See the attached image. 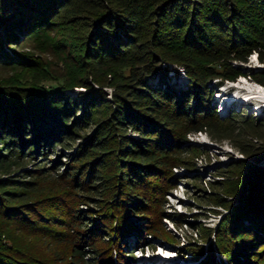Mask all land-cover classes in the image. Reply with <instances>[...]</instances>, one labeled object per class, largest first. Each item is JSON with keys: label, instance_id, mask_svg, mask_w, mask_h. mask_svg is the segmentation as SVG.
I'll return each mask as SVG.
<instances>
[{"label": "trees", "instance_id": "16d2710c", "mask_svg": "<svg viewBox=\"0 0 264 264\" xmlns=\"http://www.w3.org/2000/svg\"><path fill=\"white\" fill-rule=\"evenodd\" d=\"M62 20L86 26L78 62L87 69L52 87L40 81L51 73L14 46ZM255 52L264 63V0H0V65L15 69L0 77V174L46 159L0 176V264H135L136 251L155 248L152 238L173 239L161 231L165 218L184 222L165 206L173 169L189 152L184 138L222 120L212 80L254 75L264 85V68L232 63ZM173 66L185 68L186 88L167 84ZM71 86L86 90L74 96ZM243 128L264 133V116ZM57 147L69 150L68 162L55 159ZM243 148L246 157L216 185L214 203L228 215L215 230L194 226L202 242L215 234L220 264H264V245L255 247L264 244V141ZM49 165L61 188L33 197L34 178ZM211 242L207 252L203 243L186 249L200 264H219Z\"/></svg>", "mask_w": 264, "mask_h": 264}, {"label": "rangeland", "instance_id": "374dc122", "mask_svg": "<svg viewBox=\"0 0 264 264\" xmlns=\"http://www.w3.org/2000/svg\"><path fill=\"white\" fill-rule=\"evenodd\" d=\"M85 27L83 23L77 25L71 24L69 20H62L60 23L55 24L52 30L41 36L21 40V46H14V48L22 53L32 55L37 63H40L41 67H45L47 72L51 73L48 79L42 78L40 80L41 83L57 87L69 76L85 75L82 73L84 70H81L86 65L83 67L79 65V49L81 48L82 37L86 31ZM232 63L237 68L243 67L242 71L244 72L264 68V63L260 61L257 52L252 53L247 62L233 61ZM14 70L12 66L0 65V77H8L14 74ZM41 71L39 69L38 73ZM86 76H89V74ZM168 76L167 84L183 89L187 87L189 78L184 67L173 66ZM89 80L92 81L91 76H89ZM153 82L156 83L157 78ZM92 83H94L95 87H100L98 83L94 81ZM212 84L217 92L211 102L213 106H216L222 120L202 131L190 132L186 135L184 146L189 152L179 156V163L173 169L178 177L175 181L177 184L167 195L166 210L171 213H183L184 222L179 227L171 219L165 218L161 232L164 234L163 229H167L168 235L173 239L166 237L152 238L155 248L145 246L144 250L136 251L135 264H200V259L191 260L194 256L187 251L186 247L187 245L197 247L203 243L204 250L207 252L211 241L218 263H221L220 259L226 260L218 251L215 243V234H212L208 241L202 242L200 241L202 239L199 229H195L194 226L204 223L215 230L229 213L228 208L217 206L214 203V198L216 195L221 194L222 191L216 185L219 181L228 179V176L232 174L230 166L233 162L246 157V153L243 152L245 145L259 148L264 141L262 140L263 137L259 138L257 136L258 134L264 135L263 130L243 128L246 118L264 116V85L254 75H241L235 80H225L222 84H218L217 79H214ZM104 88L110 96L111 89L108 87ZM85 90V87L71 86L66 89V92L77 96L80 91ZM229 116H231L232 122L227 121L226 117ZM92 130L87 131L88 135L91 134ZM57 149L58 152L55 159L62 161V163L68 162V157L65 155L68 154L67 151L69 150L61 149L60 147H57ZM36 158L35 160L25 159L15 164H9L7 165V171L1 173L0 176L15 174V177H18V175L24 173L25 169L40 166L46 161L45 157L41 158L39 156L41 160L38 157ZM261 163L264 165V160ZM51 166L49 165L43 175L41 174L34 178L36 184L32 190V193H34L33 197L61 188L62 182L54 172L56 169L51 168ZM231 198L229 196L227 199L231 200V203H238ZM262 234L264 235V232ZM33 237L35 238L36 236ZM36 238L37 246L40 244L51 250L56 247L55 243L48 244L49 238H43L42 240L39 236ZM125 240L130 243L134 238L132 235H126ZM262 245L264 244L256 243L255 247L260 248ZM182 252H185L187 257L181 255ZM245 256V254L242 255L240 257L241 260H245ZM263 256L264 252L261 257ZM249 257L251 256L249 255ZM256 264H259V262Z\"/></svg>", "mask_w": 264, "mask_h": 264}, {"label": "bare ground", "instance_id": "6f19581e", "mask_svg": "<svg viewBox=\"0 0 264 264\" xmlns=\"http://www.w3.org/2000/svg\"><path fill=\"white\" fill-rule=\"evenodd\" d=\"M230 101V100H229ZM223 108H225V107H223ZM193 259H195V258H191V260H193ZM188 260H189V258H188ZM190 261V260H189ZM198 264V263H197Z\"/></svg>", "mask_w": 264, "mask_h": 264}, {"label": "snow or ice", "instance_id": "6c2138e0", "mask_svg": "<svg viewBox=\"0 0 264 264\" xmlns=\"http://www.w3.org/2000/svg\"><path fill=\"white\" fill-rule=\"evenodd\" d=\"M253 59H255V57H253Z\"/></svg>", "mask_w": 264, "mask_h": 264}]
</instances>
